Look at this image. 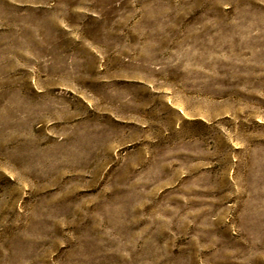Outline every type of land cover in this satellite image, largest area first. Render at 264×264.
I'll list each match as a JSON object with an SVG mask.
<instances>
[{
	"label": "rangeland",
	"instance_id": "obj_1",
	"mask_svg": "<svg viewBox=\"0 0 264 264\" xmlns=\"http://www.w3.org/2000/svg\"><path fill=\"white\" fill-rule=\"evenodd\" d=\"M0 264H264V0H0Z\"/></svg>",
	"mask_w": 264,
	"mask_h": 264
}]
</instances>
